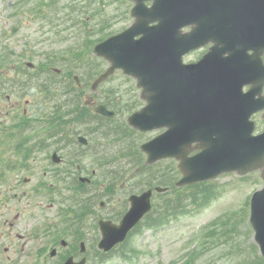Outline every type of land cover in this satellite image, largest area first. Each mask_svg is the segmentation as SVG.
<instances>
[{
	"label": "rangeland",
	"instance_id": "rangeland-1",
	"mask_svg": "<svg viewBox=\"0 0 264 264\" xmlns=\"http://www.w3.org/2000/svg\"><path fill=\"white\" fill-rule=\"evenodd\" d=\"M133 5V2L128 0H0V56L16 57L20 52L24 54L19 56V60L16 61L18 63L31 60L44 66L49 64L66 70L76 68L84 72V63L87 59L85 52L91 51L90 47L97 42L129 26L133 21L131 16ZM26 54L31 59L29 56L26 57ZM62 56L67 58L65 63L59 58ZM1 62L2 60L0 64ZM95 65L96 60L90 69H96ZM3 73L14 77L15 72L0 65V75ZM28 74L31 75L30 72ZM91 77L89 74L86 79ZM4 84L6 87L9 85L8 82L0 81L1 88H6ZM35 93L33 89L26 96L34 97ZM7 94L8 91L6 97ZM21 94L22 92L17 93ZM138 94L135 81L126 78L121 72H116L98 90L96 98L109 101L111 97L113 101L130 104L129 109H134L135 105L140 104ZM8 104L9 101L5 97H0V117L5 115L3 108L4 111L10 108ZM11 120L10 115L8 121ZM95 127L97 125L90 126V129L93 131ZM88 131L90 134L89 129ZM153 134L151 132L140 136V133L124 128L123 124L111 121L104 131L90 135V146L95 150L91 153L97 159L104 157L110 161L114 177L121 176L118 159L122 158L120 160L122 165L130 166V172L123 176L124 183L114 186L111 192L105 193V200L109 202L107 210L102 212L106 215H110L112 210L115 213L119 209L123 211L127 209L128 205L118 200L128 194L126 186L140 191L143 186L149 187L146 179L148 175L143 173L145 156L143 157L141 152L139 155L137 149L139 150L140 144ZM9 158L5 157L7 162ZM43 159L45 161L42 160V165L47 166L38 168L37 166H41L39 160L35 162L37 167L35 171H3L0 213H11L9 221L19 212L21 214L19 221H26L25 218L28 217L26 212L32 210L51 213L59 210L61 216L65 217L68 211H71L70 208L83 204L79 195L76 196L64 182L65 168L59 166L63 169V176L60 173L53 176V171L48 166L50 161ZM95 161L96 159L92 164L88 160L84 162V166L87 167L84 174L92 173ZM2 164L1 162L0 171L4 166ZM172 167L170 160H162L154 167L157 172L151 176H163L162 180L165 183L172 184V180L168 179L170 177L164 176L173 177ZM25 177L32 179L26 183ZM17 179L23 183L8 192L6 189L14 186ZM215 181L217 182L215 184L193 186L189 192L181 194L188 202L193 193L202 194V190L212 191L205 208L201 206L195 212L181 214L157 228L146 227V224L141 223L140 231L132 237L129 244L130 256L121 258L116 257V254L112 256L110 264H180L183 261L184 264H264L255 245L254 232L249 220L250 205H247L250 203L252 193L263 186V179L258 172L243 177L238 173H227ZM42 183H45L47 188L56 190V193L50 195L51 198L37 190ZM25 192L27 197H22L20 194ZM15 193H19L21 199L14 197ZM174 196L175 193H172V196L156 194V208H162ZM41 200L45 202L42 204ZM36 202L40 203V208H45L40 209ZM95 206L98 208L96 201ZM5 218L0 217L2 231L9 230L4 223ZM51 218L52 221L55 219ZM20 225L21 223L17 229ZM122 249L117 250L118 254Z\"/></svg>",
	"mask_w": 264,
	"mask_h": 264
},
{
	"label": "water",
	"instance_id": "water-1",
	"mask_svg": "<svg viewBox=\"0 0 264 264\" xmlns=\"http://www.w3.org/2000/svg\"><path fill=\"white\" fill-rule=\"evenodd\" d=\"M133 1L135 21L132 25L95 47V51L112 64L98 77L94 87L116 68H122L138 79V84L144 88L142 95L148 103L130 116V123L141 130L167 127L162 134L143 144V149L148 152V161L152 163L168 156L180 158L184 176L178 184L215 178L224 171L245 173L256 168H262L264 177V132L254 136V122L250 119L254 112L264 108V95L261 94L264 68L260 58V53L264 52V0H152L150 7L146 4L147 0ZM224 9L225 18H236L235 22L228 23L229 26L225 24V37L244 35L241 20H246L250 22V31L257 29L261 38L260 41L258 36L255 39L261 49L253 55L255 71L248 74V66H243L245 75H242V80L258 79L256 84L254 81L253 91L246 94L239 92L231 80H225L229 84L226 92L239 93L225 94L215 76L201 71L205 65L203 60L193 66L195 70L186 73L183 69L180 71L177 64V48L187 43L178 39L188 35L191 38L189 43L196 46L206 35L207 40H216L209 59L217 57L218 70L226 67L227 61L220 53L217 56V52L229 50L228 47L221 41L218 50L216 28L213 25L205 28L203 22V14H206L217 27L214 16ZM186 18L197 24L190 34H182L179 30ZM155 20L159 23L150 25ZM180 20L184 21L180 23ZM249 47L240 42L235 50L242 52ZM257 94L259 97L255 98ZM97 110L113 114L107 112L104 105ZM194 141L203 149L189 156ZM151 195L152 189L133 195L131 208L120 225L101 222L103 228H112L104 231L103 245L106 242L115 244L125 238L129 229L151 209ZM251 221L264 255V187L252 197Z\"/></svg>",
	"mask_w": 264,
	"mask_h": 264
},
{
	"label": "flooded vegetation",
	"instance_id": "flooded-vegetation-1",
	"mask_svg": "<svg viewBox=\"0 0 264 264\" xmlns=\"http://www.w3.org/2000/svg\"><path fill=\"white\" fill-rule=\"evenodd\" d=\"M203 22L205 28H208L212 25L214 28H216L218 33V50L221 41H223V43L228 47L229 50L222 49L217 52V56L220 53L223 56L222 59L226 60L228 64L222 70L217 69V57L209 59L210 55L213 53L214 47L216 46V40H207L208 38L206 35H203L200 38L201 42L197 44L195 48H190L186 52H184V49L187 48L186 44H182L179 48H177V55L182 59L181 62L177 61L180 71L186 67L187 64L200 62L203 60V64L205 65L201 71H204L206 74L211 76H215L217 80L215 78L214 79L225 91L229 85L225 83V80H232L236 83L237 87L242 86L243 90L245 91L254 84V81L256 84L258 82L257 78H243L242 80V75H245L243 66H248L246 69V71L249 72L248 74H251L253 71H255V56H253L255 51L252 49V47L244 49L242 52L235 50L240 42H243L248 46L256 44L255 39L257 36H252L250 34L249 26H243L245 32L244 35H241L237 38H232L225 37L223 35L226 30L225 24H227V22L225 19H222L221 14H216L214 16V22L217 27L214 26L206 14H203ZM154 23L158 24L159 20H155ZM196 26L197 24L194 21H188V24L181 28V31L182 33H186ZM258 38L260 41L261 38L259 36ZM190 39L191 38L189 36H181L178 41L189 43ZM180 52H182L181 55ZM257 54L258 52H256V55ZM260 58L264 66V52L260 53ZM15 71L19 70L16 69ZM263 75L261 77L264 78ZM18 77L21 81L27 80V72L25 70L20 72ZM229 94L236 95L235 93L231 92H229ZM141 100V105L139 104L140 106L144 104L142 103L143 100ZM31 103L32 100L30 98L23 99L21 97H12L10 103L11 113L16 120H14L12 123L14 124L12 128L13 132L10 133L13 140V146L5 150L9 151L11 162H16V164L12 163V166L18 171H35L37 167L43 168L47 166V164L44 166L42 165V160H44L43 158L48 160V157H51L53 159L54 153L57 152L58 155L62 157V166L65 168L66 177L64 182L67 183L69 188L73 186L74 192L79 193L80 191L76 180L78 178L80 179V182L84 181L80 178V176L83 174H79V170L84 172L86 166H83L80 163L81 147L77 146V148H75L73 146L72 140H74L75 137L66 135V137L63 138V141H61V145L58 150H50L48 145L50 138L53 136L56 138V135H59L66 128L73 125L81 124L84 132H89L88 129L90 132H92L90 126H93L92 122L94 119H88L86 114L96 113V99L89 96L86 100L83 99L81 101L82 105L68 106L69 101H51L46 98L44 100V109L41 110L40 115L34 114L33 117V113L29 109ZM105 104L111 108L116 107V104L113 102ZM62 108H67L68 111L66 114L61 116L59 113ZM115 109L117 111V115L114 117V119L118 118V121L121 122L122 118H126V112L124 118L123 116H120L118 108ZM81 114H84L82 119H80ZM23 116L26 117L27 120L23 121ZM254 118L259 130H263V113L259 112L255 114ZM36 123L38 124V127L41 128V130L39 129L34 132L33 126L34 124L37 126ZM49 123L56 124V129L52 132V134L49 132V127H47ZM11 125L7 127V129H10ZM43 127L44 131H42ZM158 133H160V131H158L157 134ZM80 135H78L77 138L78 144L81 141ZM85 139L86 141L84 144H88L89 139ZM88 151V153H90V150ZM39 160L41 162V166L36 167L35 162ZM171 161L172 166L174 168H178V161L176 159H171ZM48 166L49 169L52 168L50 170L53 171V176L59 173L63 176V169H60L59 166H52L49 164ZM95 171L96 169H93L92 173H95ZM26 180L27 179H25V181ZM111 189L112 188L105 186L104 194L111 192ZM40 190L42 194L49 195V198H51L50 195L55 192V190L51 188H41ZM127 193H129V190H127ZM25 194L26 192L20 195L25 197ZM14 197L21 199V197H19V193H15ZM93 197H96V189L93 191ZM127 198L128 194H126L124 198H119L118 200L125 202L127 201ZM44 202L42 200L40 201L42 204ZM99 202L100 204L97 208L94 202L89 200L87 204H84L87 210H85L83 213L80 211L73 212V214L68 213L69 215H67L68 218L66 220L61 218L60 215L62 213L58 210H55L52 213L48 211L33 210L31 212H26L28 215V217L25 218L26 221H19V217L21 216L20 212L14 216L13 220L10 221L8 219L11 217V213H0L1 218L6 217V221H4V223L9 227L8 231H2L0 229V264H64L65 261L71 257L73 258L74 263H78V261L84 259V264H110L111 259H107L106 257L108 255V257H110L112 251L104 252L99 248L97 225L100 219H119V217H121L120 214L122 209H119L115 213L112 210L110 215H106L105 212L102 211L107 210L109 200L107 201L105 199H101ZM39 204L36 202V206L40 208L41 205ZM57 216H59V218H57ZM51 217L55 219L52 221ZM20 223L21 225L19 226V229H17V226Z\"/></svg>",
	"mask_w": 264,
	"mask_h": 264
},
{
	"label": "trees",
	"instance_id": "trees-1",
	"mask_svg": "<svg viewBox=\"0 0 264 264\" xmlns=\"http://www.w3.org/2000/svg\"><path fill=\"white\" fill-rule=\"evenodd\" d=\"M206 198V197H205ZM194 201H196V199L194 200ZM178 207V205L175 207V208H177Z\"/></svg>",
	"mask_w": 264,
	"mask_h": 264
}]
</instances>
